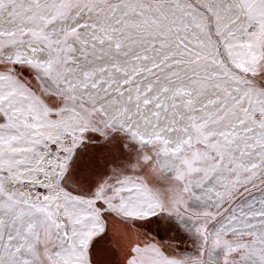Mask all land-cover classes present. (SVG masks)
Instances as JSON below:
<instances>
[{
	"label": "snow or ice",
	"instance_id": "1",
	"mask_svg": "<svg viewBox=\"0 0 264 264\" xmlns=\"http://www.w3.org/2000/svg\"><path fill=\"white\" fill-rule=\"evenodd\" d=\"M0 264H264V0H0Z\"/></svg>",
	"mask_w": 264,
	"mask_h": 264
},
{
	"label": "rangeland",
	"instance_id": "2",
	"mask_svg": "<svg viewBox=\"0 0 264 264\" xmlns=\"http://www.w3.org/2000/svg\"><path fill=\"white\" fill-rule=\"evenodd\" d=\"M154 228H155V226H153ZM161 234L163 235L164 233L163 232H161Z\"/></svg>",
	"mask_w": 264,
	"mask_h": 264
}]
</instances>
